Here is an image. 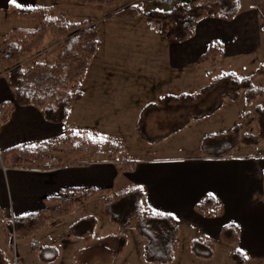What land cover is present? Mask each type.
Listing matches in <instances>:
<instances>
[{"label":"crops","instance_id":"crops-1","mask_svg":"<svg viewBox=\"0 0 264 264\" xmlns=\"http://www.w3.org/2000/svg\"><path fill=\"white\" fill-rule=\"evenodd\" d=\"M11 3L12 0H0V48L5 34L16 27L7 25L8 21L16 19L8 15L11 11ZM20 5L36 6L37 4L33 0L32 4L28 2L27 4L20 3ZM261 10L257 3L242 7L240 0L239 12L232 20L203 15L197 19L194 34L185 40L176 41L162 38V41L158 40L156 44L159 46L151 55L160 70V76L155 85L147 87L148 92L159 97L153 102L159 103L164 99L171 100L181 94H196L202 88L196 92H193V89L196 90L195 87L200 81L205 80L204 78L210 74L209 69L205 66L209 62L215 64L221 58L223 59V56L232 60L236 67L230 72H234L238 76L254 73L253 71L251 73L244 71H249L250 63L255 61L256 56L262 51V44H264V12ZM212 40L223 43V52L214 61L201 62L199 59ZM110 67V60L105 57L104 67L99 68L93 75L95 82L92 84L87 99L96 104L105 102L109 108L116 110L118 107L121 108L120 106L124 107L121 101L117 100L127 102L130 99L134 102L138 96L136 91L126 90V87L122 86L123 84L110 82L109 77L117 76L120 72L119 70L111 71L108 69ZM218 86L214 89H217ZM116 92L125 96H117ZM142 93L140 97L143 96ZM13 97V90L9 86L6 71H2L0 72V104L12 100ZM84 98H86L85 92L78 100H84ZM205 99L199 103V107L212 105L211 96L205 97ZM126 102L127 107L129 104ZM153 102L150 101L142 105L136 116L137 125H139L143 110ZM166 103L160 105L158 109H163L165 114L179 112L182 114L180 117L183 120L181 119L182 121L177 126L157 133V136H151L150 145L141 147L144 156L134 160L132 170L122 167V161L130 159H116L118 157L102 159L93 157L53 170L13 168L6 165L2 159V150L5 148L18 144H34L46 138L61 137L65 132L64 124L47 121L39 108L32 105L15 106L8 120L0 124V221L5 226L6 234L9 235L6 227L7 216H25L39 212L46 206L54 205L56 203L47 201V198L58 196L63 189L108 187V193L98 194L86 204L80 205L90 206L91 209L97 202L102 206L107 198L120 194L129 186H134L143 189L144 206L157 212L168 213L178 220L180 233L177 253L182 242L187 244L189 251L191 241L198 237L213 242L217 252L218 245L221 244L220 230L225 224L234 223L240 229L239 241L234 245L226 246L230 251L240 249L245 252L246 263L251 260L256 263H264V148H251L242 153H235L231 150L227 155L214 156L210 151L221 147L207 148L206 141L222 135H208V133H214L208 131L198 136L195 143L197 150L191 154L187 150L189 145L175 141L177 138L185 139L184 137L196 122H202L209 116L216 115L222 110L225 103L215 112L196 119L191 118V99L178 100L177 104ZM165 105L166 107H164ZM135 115L134 112V121ZM186 121H188L187 124H185ZM142 128H144L143 123ZM137 130L139 129L137 128ZM138 133L141 134V131L139 130ZM149 150L154 153L151 154L148 152ZM118 179H120L123 188L113 194L112 190L117 186ZM207 194H213L221 204L218 214L206 215L197 210L196 204ZM86 214L96 215L94 212H89L70 220L66 216L59 220L49 221L51 229L46 232L49 238L47 240L42 238L41 245L52 244L59 249V257L56 261L62 259L61 245L64 243L66 244L64 251L73 248L78 254L84 251L85 247L80 245V242L90 235L84 238L73 237L68 234L67 229L72 222ZM64 220V229L66 230L62 233L59 223ZM98 225L99 218L93 234L97 233ZM101 236L107 235H98V238ZM140 239L143 249L145 240L142 237ZM94 244L95 241L89 247L94 248ZM41 245L39 244V246ZM214 256L203 259L210 261Z\"/></svg>","mask_w":264,"mask_h":264},{"label":"trees","instance_id":"trees-1","mask_svg":"<svg viewBox=\"0 0 264 264\" xmlns=\"http://www.w3.org/2000/svg\"><path fill=\"white\" fill-rule=\"evenodd\" d=\"M78 1L112 5L120 0ZM239 9L240 0H188L162 9L151 7L143 10L138 6L129 5L125 7L124 12L128 17L145 15L150 19L158 20L161 22L162 39L183 41L194 34L199 17L207 15L232 20ZM8 15L12 18L37 21L39 27L16 26L5 34L0 48V72L6 71L14 97L0 104V124L8 120L15 106L32 105L40 109L47 121L64 124L66 137L64 141H61L60 137H52L34 144H18L5 148L2 150V159L6 165L13 168L38 170H53L79 163L81 161L74 158L91 152L88 149L91 138L87 129L76 130L68 127L66 122L71 112V102L80 99L84 94L80 82L90 68L94 56L102 47L99 25L91 19L68 21L59 17H50L47 6L39 5L20 6L9 11ZM48 33L61 42V52L53 61L37 60L34 64L24 67L23 58L42 46ZM223 48L222 42L212 40L199 60L214 61L222 54ZM256 74H264V67L260 66L256 72L247 76H238L234 72L224 73L202 87L196 94H181L173 99L176 101L191 99V118H201L220 108L225 98L237 100L244 96L246 100L252 101L264 95V87L254 81ZM222 84H225L226 88L224 87L223 92L217 97L216 104L201 109L199 103L205 99L210 90ZM165 101L169 99L160 101L159 105H164ZM254 111L255 113H248L247 123L257 121L259 134L264 137V105L257 104ZM187 123L188 121L185 122ZM242 128L239 122L228 129L208 133V135L229 136L228 141L221 148L210 153L214 156H224L238 147L241 142L256 145L261 142L260 136L242 133ZM98 152H101V149ZM133 166L134 160L122 161L123 169L132 170ZM108 192V187L63 189L58 196L47 198V201L56 204L46 206L33 214L13 217V220L6 219V227L16 238H31L43 229L47 222L66 217L76 205H84L94 196ZM143 198L142 188L129 186L120 194L107 198L102 206L110 220L122 228L130 226L135 221L134 228L145 240L143 246L145 261L169 264L177 254L180 224L174 216L144 206ZM196 208L203 214L215 215L219 213L221 204L213 194H207L196 204ZM97 224L96 215L86 214L72 222L67 232L70 236L84 238L95 232ZM239 237L240 229L234 223L225 224L219 233L220 241L226 245L236 244ZM37 250L39 260L45 263L54 262L59 257V249L52 244L41 245ZM215 252V244L201 237L194 238L189 245V253L197 258H211ZM230 258L234 264L247 262L246 253L240 249H232Z\"/></svg>","mask_w":264,"mask_h":264},{"label":"rangeland","instance_id":"rangeland-1","mask_svg":"<svg viewBox=\"0 0 264 264\" xmlns=\"http://www.w3.org/2000/svg\"><path fill=\"white\" fill-rule=\"evenodd\" d=\"M28 2L32 4L33 0H15V3H11V10L20 7V3L27 4ZM35 2L39 6H47L50 17H59L68 21L91 19L96 22L100 28L102 47L94 56L90 68L80 82V86L85 92L86 98H84V100H73L71 102V114L66 122L68 127L73 129H87L91 138L88 144V149L91 152L81 154L74 158L75 160L82 161L93 157H118L120 159L130 160L141 158L144 156L141 147L150 145L152 140L149 139L151 136H157V133H162L166 129H171L183 120L180 117L182 114L179 112L175 114H165L163 109L159 110V103L153 102L159 98L158 95L154 96L151 92L147 91L149 85H155L157 83L156 81L159 80L160 70L156 66L151 54H153L157 46H159L156 44L157 41H162L160 29L150 28L148 22H161L150 19L145 15L128 17L124 12L125 7L129 5L138 6L143 10L156 7V0H120L112 5L99 2L83 3L78 0H35ZM241 3L242 7L257 3L262 9L261 11L264 12V0H241ZM8 22L7 25H12V27H39L37 21H30L24 18H16ZM261 48L262 51L256 56L255 61L250 63L248 67L250 68L249 71L244 72H256L260 65L264 67V44H262ZM61 50V42L54 39L51 33H48L43 45L26 55L22 63L24 67H28L37 60L49 59L53 61ZM105 57H108L110 60L111 67L108 69H111V71H120L119 75L114 76L112 74L113 76L109 77L111 80L110 82L112 84H123L122 86L126 87V90L129 91V89H131V91L137 92L138 97L134 102L130 99L127 100V102L125 101L129 104L127 107L123 100L117 101H121L124 107L120 106L121 108L118 107L115 110L109 108L105 102L96 104L87 99L89 98L92 84L95 82L93 75L99 68L104 67ZM205 67L209 69L210 74L204 78L205 80L200 81L195 87L197 89H193V92L200 90L202 86L215 79L217 75L220 76L224 72H230L236 68L232 60H228L224 58V56L223 59L221 58L215 64L209 62ZM254 81L257 85L264 87V74H256ZM224 86L225 84H222L218 86L217 89L207 94L206 97L211 96V104H216L215 102L220 92L226 88H224ZM141 93L143 95L142 97H140ZM116 95L125 96L119 95L117 92ZM150 101L153 102L152 105L143 110L141 120L138 123L139 125H137V114L140 112L142 105ZM166 102L167 101L164 103ZM169 102L177 104L175 99H169L166 104ZM224 103V107L220 112L216 115L213 114L214 116H209L208 119L202 122H196L184 137L185 139L182 140L177 138L175 142L189 145L187 150L192 154L197 150L195 143L200 134L208 131L215 132L228 129L239 122L243 126L242 133H253L260 136L257 121L253 120L247 123V116L249 112L255 113L254 110L257 104L264 105V95L252 101L246 100L244 96L235 101L225 99ZM202 106L204 107H200L201 109H207L209 107L205 105ZM164 107H166V105ZM134 112L136 113L135 121L133 120ZM142 123L144 128H142ZM137 128L141 131V134L138 133L139 130H137ZM65 137V134L62 135L60 137L62 139L61 141H64ZM228 139L229 136L227 135L207 139L206 147L219 148L224 145ZM260 140L261 142L259 145H249L245 142H241L240 146L233 149V152L242 153L251 148L262 149L264 148V137L260 136ZM99 149H101V152H98ZM148 152L151 154L154 153L151 150ZM122 186L120 179H118L117 186L112 190V193L115 194L119 192V190L123 188ZM94 206L95 207L90 209V206L87 205H76L67 217L68 220H70L89 212H94L98 216L99 225L97 227V233L88 236L80 242V245L85 247L84 251L81 250V254L75 252V248L72 249L73 251L71 249L64 251V246H66L64 243L61 245L62 259L51 263L40 261L37 256V249L40 246H32L34 240L41 245L42 238L45 240L49 238V235L46 234V232L51 229L49 222L43 229L35 233L33 237L23 240L14 237L8 230L7 233H9V235H7L4 231L5 226L0 221V264H161L144 260L142 240L134 228L135 221H133L130 226L122 228L109 219L100 203L97 202ZM11 217L12 215L7 216L6 219ZM64 223L65 220L59 223L62 233L66 230L64 229ZM98 235L110 236H101V238H98ZM67 236L70 237L68 234ZM94 241L95 247L90 248L89 245ZM59 242L62 243L61 241ZM187 248V244L185 245V243L182 242L175 260L169 264H234L230 258L229 247L222 242L218 245L216 255L210 261L192 256ZM245 264L264 263H256L251 260Z\"/></svg>","mask_w":264,"mask_h":264},{"label":"built area","instance_id":"built-area-1","mask_svg":"<svg viewBox=\"0 0 264 264\" xmlns=\"http://www.w3.org/2000/svg\"><path fill=\"white\" fill-rule=\"evenodd\" d=\"M186 1H188V0H156V8L162 9L164 7L172 6L175 3L186 2ZM148 25L152 29H161V23H159V22L154 23L153 21H151L148 23ZM9 219L13 220V216ZM38 245H39V243L37 241L34 240L32 242V246L37 247Z\"/></svg>","mask_w":264,"mask_h":264},{"label":"snow or ice","instance_id":"snow-or-ice-1","mask_svg":"<svg viewBox=\"0 0 264 264\" xmlns=\"http://www.w3.org/2000/svg\"><path fill=\"white\" fill-rule=\"evenodd\" d=\"M13 3H15V0H12Z\"/></svg>","mask_w":264,"mask_h":264}]
</instances>
